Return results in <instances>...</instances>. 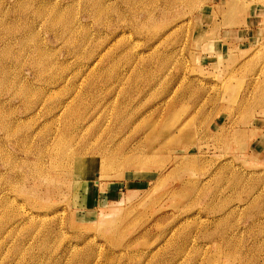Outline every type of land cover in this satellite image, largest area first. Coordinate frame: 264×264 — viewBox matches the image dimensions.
<instances>
[{"label": "rangeland", "instance_id": "rangeland-1", "mask_svg": "<svg viewBox=\"0 0 264 264\" xmlns=\"http://www.w3.org/2000/svg\"><path fill=\"white\" fill-rule=\"evenodd\" d=\"M0 264H264V0H0Z\"/></svg>", "mask_w": 264, "mask_h": 264}]
</instances>
